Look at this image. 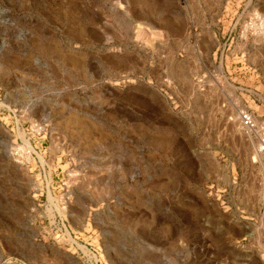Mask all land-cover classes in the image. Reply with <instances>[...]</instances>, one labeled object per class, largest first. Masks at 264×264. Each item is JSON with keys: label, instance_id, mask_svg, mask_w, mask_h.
<instances>
[{"label": "rangeland", "instance_id": "374dc122", "mask_svg": "<svg viewBox=\"0 0 264 264\" xmlns=\"http://www.w3.org/2000/svg\"><path fill=\"white\" fill-rule=\"evenodd\" d=\"M0 35V264H264V0H0Z\"/></svg>", "mask_w": 264, "mask_h": 264}, {"label": "built area", "instance_id": "2783aa9c", "mask_svg": "<svg viewBox=\"0 0 264 264\" xmlns=\"http://www.w3.org/2000/svg\"><path fill=\"white\" fill-rule=\"evenodd\" d=\"M2 40V47L4 38L0 35ZM2 47L0 49H2ZM264 103V100H263ZM237 120L240 124L241 130L250 137H255L258 145V153L260 163L264 166V112L260 113L256 109L244 108L237 113ZM34 128L39 135L46 132V124L43 122H36ZM264 261V252L261 255Z\"/></svg>", "mask_w": 264, "mask_h": 264}]
</instances>
